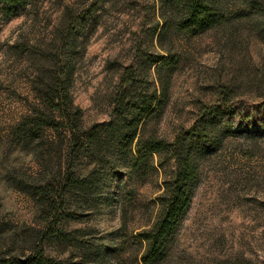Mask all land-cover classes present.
I'll return each mask as SVG.
<instances>
[{
    "label": "rangeland",
    "instance_id": "1",
    "mask_svg": "<svg viewBox=\"0 0 264 264\" xmlns=\"http://www.w3.org/2000/svg\"><path fill=\"white\" fill-rule=\"evenodd\" d=\"M254 2L229 1L224 22L193 36L172 28L179 9L163 0H35L0 12V249L25 264L15 242L38 224L7 173L35 167L9 143L35 100V72L70 68L82 126L123 127L112 100L131 68L136 92L160 96L159 112L139 124L144 136L188 146L197 165L190 204L156 264H264V0ZM113 145L104 140L101 163L89 152L77 162L95 166L96 188L87 200L72 194L64 225L78 230L51 254L61 264H142L138 233L158 216L174 159L147 154L132 168L125 153H106Z\"/></svg>",
    "mask_w": 264,
    "mask_h": 264
},
{
    "label": "trees",
    "instance_id": "2",
    "mask_svg": "<svg viewBox=\"0 0 264 264\" xmlns=\"http://www.w3.org/2000/svg\"><path fill=\"white\" fill-rule=\"evenodd\" d=\"M33 1L0 0V12L11 16L17 8H24ZM163 1L176 4L179 9L178 16L170 21L172 28L193 36L224 22L231 0ZM240 1L249 7L255 3V0ZM69 79L70 68L49 75L37 70L31 85L35 100L9 129L11 139L8 142L25 151L35 165L26 172L12 164L7 172L13 188L30 198L38 223L35 227H27L21 232L20 241L15 242L25 257L22 261L25 264H61L51 254L60 253L57 246L78 230H67L64 225L75 214L70 210L72 194L80 191L81 197L87 200L86 191L96 188L95 166L90 168L77 162L87 152L97 157L102 152L104 140L109 137L117 148L106 153L109 156L115 152L125 153L132 168L147 154L158 153L174 159L171 179L159 196L158 216L149 229L138 233L145 243L140 256L142 264H156L164 258L167 238L190 204L197 179V165L191 149L178 141L169 143L152 135L144 136L141 125L159 112L160 96H156L155 90L151 95L136 92L131 68L121 74L120 85L112 100L115 120L123 122V127L110 124L83 127L81 111L73 105L68 93ZM194 136L207 138L204 132H194ZM102 157L98 156V163L104 159ZM19 261L0 249V264H17Z\"/></svg>",
    "mask_w": 264,
    "mask_h": 264
}]
</instances>
